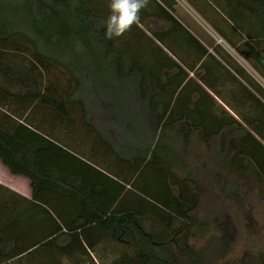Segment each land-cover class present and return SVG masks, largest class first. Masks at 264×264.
<instances>
[{
    "label": "trees",
    "instance_id": "16d2710c",
    "mask_svg": "<svg viewBox=\"0 0 264 264\" xmlns=\"http://www.w3.org/2000/svg\"><path fill=\"white\" fill-rule=\"evenodd\" d=\"M184 1L264 81V0ZM149 2L140 20H160L168 30L134 24L106 39L100 21L108 0H0V161L31 183L30 199L0 186V212L10 214L0 218V264H66L61 258L77 253L95 264L90 253L97 251L109 254L104 264H202L188 242L207 228L194 216L201 188L191 173L178 175L181 157L198 144L192 135L199 125L177 118L179 97L171 103L188 74L176 64L168 72L166 34H185L212 56L173 16L175 0ZM210 40L223 64L264 101V88ZM88 75L92 87L84 82ZM20 123L123 183L111 209L102 211L81 179L40 172L35 154L45 144L15 149ZM58 126L66 135L88 136L90 156L60 142L53 135ZM100 150L104 162L94 157ZM221 167L264 190V146L251 135Z\"/></svg>",
    "mask_w": 264,
    "mask_h": 264
},
{
    "label": "crops",
    "instance_id": "0c3cea01",
    "mask_svg": "<svg viewBox=\"0 0 264 264\" xmlns=\"http://www.w3.org/2000/svg\"><path fill=\"white\" fill-rule=\"evenodd\" d=\"M175 2L177 3L176 14H173L175 19L184 29L188 30V26L193 28V32L189 30L188 32L212 57L203 54L194 43L190 42L187 35L166 34L165 39L171 48V52L167 51L168 63L173 65L168 72L177 71L176 64L188 74V79L179 87L171 103L173 105L179 97L180 108L178 107L177 118L182 115L183 120L194 121L199 125V130L194 131L192 136H198V145L208 155L206 160L219 168L223 161L227 162L230 156L237 152L240 138L245 133L256 138L264 146V101L256 97L254 91L224 65L220 57L208 47L210 38L221 46L254 80H256L255 72L224 42L217 39V35L206 24V26L203 25L204 22H201L184 0H175ZM145 26L148 29L156 28L163 31L169 29V24L153 18L146 20ZM217 61L221 62L229 73ZM232 76H235L237 81ZM256 81L264 88L260 81ZM186 129L187 125L183 127V130ZM204 134L209 138L205 142L201 139ZM53 135L79 154L90 156L93 144L88 136L78 133L66 135L59 126L53 129ZM249 141L250 147L253 148V140ZM32 144L46 145L35 154V167L40 172L54 170L61 175L81 179L83 184L92 191L93 200L102 211H109L120 198L124 190L123 183L64 148L47 135L20 123L13 134L12 146L22 150ZM94 157H97L99 162H104L105 154L103 150H100L94 154ZM0 186L26 199L31 198L30 181L23 176L12 175L1 161ZM9 216L10 214L6 211L0 212V218L3 221ZM26 227L28 228L29 224ZM90 257L95 264L110 261L109 254L105 256L100 251L90 253ZM77 259L79 264L90 263L89 257H80L78 253L70 257H62L61 261L66 264L78 263Z\"/></svg>",
    "mask_w": 264,
    "mask_h": 264
},
{
    "label": "rangeland",
    "instance_id": "374dc122",
    "mask_svg": "<svg viewBox=\"0 0 264 264\" xmlns=\"http://www.w3.org/2000/svg\"><path fill=\"white\" fill-rule=\"evenodd\" d=\"M137 24L149 32L145 22L139 20ZM255 77L264 86L256 73ZM84 80L92 87L91 75ZM207 156L193 144L181 157L183 169L178 175L191 173L199 183L201 194L194 216L207 224L202 235L188 242L201 254L202 264H264V190L251 178L226 174L225 168L214 167Z\"/></svg>",
    "mask_w": 264,
    "mask_h": 264
},
{
    "label": "clouds",
    "instance_id": "9594fccd",
    "mask_svg": "<svg viewBox=\"0 0 264 264\" xmlns=\"http://www.w3.org/2000/svg\"><path fill=\"white\" fill-rule=\"evenodd\" d=\"M149 0H108V15L100 21L106 39L120 37L140 20V13Z\"/></svg>",
    "mask_w": 264,
    "mask_h": 264
},
{
    "label": "water",
    "instance_id": "95a60500",
    "mask_svg": "<svg viewBox=\"0 0 264 264\" xmlns=\"http://www.w3.org/2000/svg\"><path fill=\"white\" fill-rule=\"evenodd\" d=\"M260 63H261V65L264 67V58H261V59H260Z\"/></svg>",
    "mask_w": 264,
    "mask_h": 264
}]
</instances>
